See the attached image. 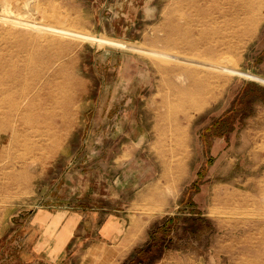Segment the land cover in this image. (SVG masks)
I'll list each match as a JSON object with an SVG mask.
<instances>
[{"label": "rangeland", "instance_id": "rangeland-1", "mask_svg": "<svg viewBox=\"0 0 264 264\" xmlns=\"http://www.w3.org/2000/svg\"><path fill=\"white\" fill-rule=\"evenodd\" d=\"M245 2L0 0V264H49L39 208L146 220L120 264H264V0Z\"/></svg>", "mask_w": 264, "mask_h": 264}, {"label": "crops", "instance_id": "crops-1", "mask_svg": "<svg viewBox=\"0 0 264 264\" xmlns=\"http://www.w3.org/2000/svg\"><path fill=\"white\" fill-rule=\"evenodd\" d=\"M28 225L29 256L49 264L70 260L71 252L79 254L74 264H120L147 238L146 220L122 210L99 218L95 212L85 216L66 209L39 208Z\"/></svg>", "mask_w": 264, "mask_h": 264}, {"label": "bare ground", "instance_id": "bare-ground-1", "mask_svg": "<svg viewBox=\"0 0 264 264\" xmlns=\"http://www.w3.org/2000/svg\"><path fill=\"white\" fill-rule=\"evenodd\" d=\"M253 0H246V2H245V5H244V9H245V13L246 14H249L250 12H253V10H252V8L250 7V3L252 2ZM255 3V2H254ZM256 4L259 6V5H261V2H260V0H256ZM5 10V9H4ZM3 10V11H4ZM48 20V19H47ZM18 22H21L20 20L18 21ZM28 23V22H27ZM34 24V23H33ZM28 25H29V23H28ZM26 26V25H25ZM29 27H30V25H29ZM33 27V26H32ZM48 29V28H47ZM51 29H53V28H51ZM50 28H49V30H51ZM54 29H56V28H54ZM53 31V30H52ZM185 45V44H184ZM216 51H217V49L215 48V49H210V52H209V54H211V55H214L215 53H216ZM150 54H154V55H158V56H161V57H163V56H165V54H163L162 53V51L160 52V51H156V50H153V51H151L150 52ZM216 55V54H215ZM170 55H167V57H169ZM192 60V59H191ZM186 61V60H185ZM195 61H197V60H195ZM203 62V61H202ZM212 62V61H211ZM210 62V63H211ZM193 63V62H192ZM198 63V62H197ZM207 64H208V62H207ZM213 64V63H212ZM215 64V63H214ZM202 65H203V63H202ZM216 66V65H215ZM214 66V67H215ZM208 67H210V65L208 66ZM230 70V69H229ZM202 99V100H201ZM204 100H203V96H201L198 100H196V101H194V102H192L190 105H192V106H194V105H196V104H201V102H203ZM57 131V130H56ZM182 132V131H181ZM176 133H178V132H176ZM60 135V134H59ZM176 135V134H175ZM56 136V135H55ZM177 136V135H176ZM61 138V137H60ZM173 141V140H172ZM181 141V140H180ZM179 142V141H178ZM175 143H177V142H175ZM178 144V143H177ZM179 144H180V142H179ZM57 147V146H56ZM186 149V148H185ZM171 162V161H170ZM180 170H181V166L179 165L177 168H176V173L177 174H179V172H180Z\"/></svg>", "mask_w": 264, "mask_h": 264}, {"label": "trees", "instance_id": "trees-1", "mask_svg": "<svg viewBox=\"0 0 264 264\" xmlns=\"http://www.w3.org/2000/svg\"><path fill=\"white\" fill-rule=\"evenodd\" d=\"M239 103H240V101L234 100L232 102L231 106H230V109L227 111V113H225L222 117H220L217 120V122H220V123L221 122H225L229 118L230 115H232L234 112H237V107L240 105ZM231 123L233 125L234 124V121L231 122ZM166 223H167V221L164 222L162 225L157 226L156 228H154L153 231L150 232V234H149V240L145 243L146 246H149L150 245L151 241L153 240V234L154 233L161 232L160 230H163V229L165 230L166 229V226H165Z\"/></svg>", "mask_w": 264, "mask_h": 264}]
</instances>
